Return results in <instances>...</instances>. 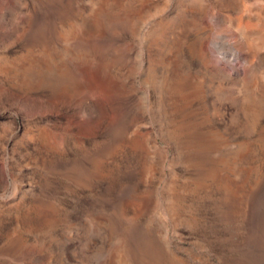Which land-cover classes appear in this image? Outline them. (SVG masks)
<instances>
[{
  "label": "rangeland",
  "instance_id": "obj_1",
  "mask_svg": "<svg viewBox=\"0 0 264 264\" xmlns=\"http://www.w3.org/2000/svg\"><path fill=\"white\" fill-rule=\"evenodd\" d=\"M0 264H264V0H0Z\"/></svg>",
  "mask_w": 264,
  "mask_h": 264
}]
</instances>
